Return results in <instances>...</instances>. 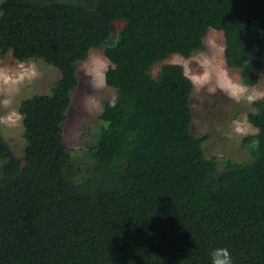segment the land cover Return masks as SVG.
I'll return each mask as SVG.
<instances>
[{
	"label": "trees",
	"instance_id": "trees-1",
	"mask_svg": "<svg viewBox=\"0 0 264 264\" xmlns=\"http://www.w3.org/2000/svg\"><path fill=\"white\" fill-rule=\"evenodd\" d=\"M123 25L113 34L112 25ZM222 31L228 67L264 71V0H1L0 55L41 59L59 79L22 99L20 158L0 132V264H264V98L243 138L248 159L208 158L191 132L193 82L180 64ZM92 48L117 96L79 166L63 124ZM114 102V104H113Z\"/></svg>",
	"mask_w": 264,
	"mask_h": 264
},
{
	"label": "rangeland",
	"instance_id": "rangeland-1",
	"mask_svg": "<svg viewBox=\"0 0 264 264\" xmlns=\"http://www.w3.org/2000/svg\"><path fill=\"white\" fill-rule=\"evenodd\" d=\"M122 25V21L114 22L113 34ZM204 44V49L191 57L173 54L155 64L152 74L156 76L163 64L174 63L182 65L188 77H199L198 82L193 83L191 95V132L197 136L209 135L203 145L205 155L218 159V172L221 173L226 158L235 162L248 159L242 141L245 136L257 132V128L248 121V114L254 111L253 102L264 98V71L257 85H247L250 94L256 98L251 102H237L218 86L225 81V74L241 80L240 71L228 67L226 63L224 33L210 28ZM111 65L100 48H92L88 58L77 63L79 84L63 127L65 144L82 167L86 165V151L94 142L102 124L99 116L103 103L114 101L117 96L116 90L107 85L105 80ZM59 76L55 67L41 59L21 62L11 52L0 55V132L22 159L25 156L26 140L23 135V118L19 112L20 102L34 94L50 93ZM234 122H239L243 127L242 133L234 131Z\"/></svg>",
	"mask_w": 264,
	"mask_h": 264
},
{
	"label": "clouds",
	"instance_id": "clouds-1",
	"mask_svg": "<svg viewBox=\"0 0 264 264\" xmlns=\"http://www.w3.org/2000/svg\"><path fill=\"white\" fill-rule=\"evenodd\" d=\"M225 81L220 83L218 86L221 90L226 91V93L237 102L241 100H246L251 102L256 97L250 94L248 86L243 83L242 80L233 79L228 77L225 74ZM193 81V83H197L199 77H189ZM114 104V102H113ZM236 127L234 131L237 133H242L244 131L243 127L239 122H234ZM211 261L210 264H232V257L229 250L226 247H215L211 250L210 253Z\"/></svg>",
	"mask_w": 264,
	"mask_h": 264
}]
</instances>
